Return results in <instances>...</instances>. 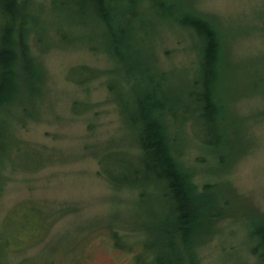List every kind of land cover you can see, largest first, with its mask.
Segmentation results:
<instances>
[{
    "label": "rangeland",
    "instance_id": "374dc122",
    "mask_svg": "<svg viewBox=\"0 0 264 264\" xmlns=\"http://www.w3.org/2000/svg\"><path fill=\"white\" fill-rule=\"evenodd\" d=\"M24 1L38 16L41 35L27 38L36 67L31 88L20 78V94L0 114L10 139L0 154V239L5 241L0 264H151V242H165L173 212L157 184L115 186L99 172L103 153L138 151L107 88L108 73L83 85L67 79L78 65L104 72L116 68L99 50L100 26L90 17L54 14L52 0ZM178 1L221 31L230 44L225 55L236 64L219 85L229 114L227 134L220 139L226 137V145L212 150L200 144L191 119L168 122L177 130L175 153L193 185L198 191L208 187L224 210L194 234L191 248L176 239L178 264H254L256 240L248 215L264 216V0ZM140 5L138 11L148 10ZM138 11L133 15L144 27L137 29L151 35L142 61L154 74L172 76L169 91L181 96L197 67L193 39L169 21L144 12L140 18ZM81 103L87 112L77 107L74 113L72 105ZM19 150L40 161L35 171L19 168L34 166ZM211 200L199 205L201 213L213 206ZM8 223L15 227L6 228Z\"/></svg>",
    "mask_w": 264,
    "mask_h": 264
},
{
    "label": "trees",
    "instance_id": "16d2710c",
    "mask_svg": "<svg viewBox=\"0 0 264 264\" xmlns=\"http://www.w3.org/2000/svg\"><path fill=\"white\" fill-rule=\"evenodd\" d=\"M142 2L147 4L148 10H137ZM52 7L56 15L59 10L74 18L90 17L100 26L102 46L99 50L114 61L116 68L104 72L78 65L70 68L67 79L83 85L108 73L107 88L131 130L138 151L117 149L103 153L98 158L99 172L115 186H160L173 212V230L167 229L164 243L151 242L155 246V249L149 248L153 253L151 264H178L181 255L175 247L176 239L182 247L191 248L194 234L208 219L216 221L224 210L216 206L208 187L198 191L193 185L191 174L175 153L177 130H170L168 122L169 119L175 123L191 119V131L200 144L212 150L226 145V137L223 141L220 139L227 134L225 120L229 114L226 115V99L223 91L219 92V85L223 84L227 73L235 71V62L225 55V49L230 51V44L207 17L191 12L178 0H52ZM137 11L140 18L144 12L158 17L157 20L169 21L187 31L193 39L198 51L197 67L181 96H173L169 91L168 81L172 76L165 71L156 75L153 67L142 61L148 55L151 35L147 30L137 29L144 27L142 20L138 23V17L133 15ZM39 29L38 16L31 15L24 0H0V114L20 94V78L24 79L22 85L31 88L36 67L27 38L35 33L39 40ZM36 46L41 47L39 43ZM84 105L75 104L71 109L77 113L78 107L80 113H84L87 112ZM3 125L0 118V154L10 143ZM17 154H23V161L34 165L19 168L35 171L39 166L40 161L31 151L19 150ZM210 200L213 206L201 213ZM31 210L39 214L36 208L31 207ZM17 212L11 219L7 218L6 223L12 221ZM248 216L252 221L250 233L256 240L251 249L256 257L254 264H264V216H257L255 212ZM9 227L15 225L6 228ZM4 245V239H0V252Z\"/></svg>",
    "mask_w": 264,
    "mask_h": 264
}]
</instances>
